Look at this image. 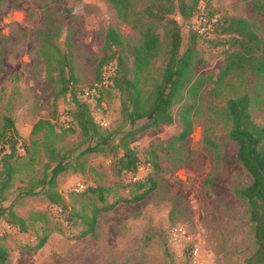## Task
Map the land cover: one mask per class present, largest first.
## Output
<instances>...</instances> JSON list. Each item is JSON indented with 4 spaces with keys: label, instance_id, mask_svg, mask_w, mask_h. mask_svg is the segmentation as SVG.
Segmentation results:
<instances>
[{
    "label": "rangeland",
    "instance_id": "374dc122",
    "mask_svg": "<svg viewBox=\"0 0 264 264\" xmlns=\"http://www.w3.org/2000/svg\"><path fill=\"white\" fill-rule=\"evenodd\" d=\"M194 1L134 0L135 11L144 10L139 19L143 25H134L108 0H0V128L4 116L10 115L19 139V158L12 161L16 172L12 186L0 192V207L12 209L26 225L20 229L9 223L7 213L0 216V249L8 252L6 262L0 264H196L197 259L204 264H244L254 252L252 221L246 202L236 193L251 177L238 160L237 143L229 136L226 102L247 93L253 119L263 125L264 74L234 70L216 83L227 57L225 45L231 42L239 49V44L234 45L235 34L193 39L188 24L181 27L182 52L194 46L195 73L212 74V80L197 97L172 107V122L142 129L147 116L133 123L123 113L124 97L116 82L88 101L101 130L111 135L104 151L84 152L86 144L72 118L76 105L69 81L88 88L105 65H119L120 59L124 67L120 76L139 77L149 104L167 62L170 26L154 21L145 11L152 9L181 22L190 15ZM209 2L223 22L245 19L264 39V0ZM149 24L161 35L162 50L150 68L139 73L131 48L139 44L141 31ZM110 28L123 40L111 49L106 46ZM78 99L85 101L82 96ZM39 119H48L58 132H67L60 138L45 126L33 132ZM185 128L189 132L181 137ZM133 129L137 132L128 135ZM124 145L140 159L141 176L148 171V159L158 164L149 176L147 186L152 185V190L139 201H124L139 191L128 184L130 173L122 168ZM53 146L72 162L58 174L54 189L64 197L67 210L73 211L70 220L52 208L48 186H38L40 192L35 195L21 192L33 180L50 174L45 163L57 155L49 151ZM4 149L0 143V151ZM81 183L109 187L107 201L121 200L99 214L95 233L84 234L87 226L80 214L83 209L90 213L93 204L100 203L84 194V188L76 190ZM44 237V244L38 246ZM196 246L200 254L194 257Z\"/></svg>",
    "mask_w": 264,
    "mask_h": 264
},
{
    "label": "trees",
    "instance_id": "16d2710c",
    "mask_svg": "<svg viewBox=\"0 0 264 264\" xmlns=\"http://www.w3.org/2000/svg\"><path fill=\"white\" fill-rule=\"evenodd\" d=\"M108 1L118 9L120 16L124 20L129 22L134 21V25H143L139 22V19L141 14H144V10L143 12L135 11L133 8L134 0ZM197 5L198 0H195L192 4L190 15L188 18L185 17L181 22L176 19H169L163 13L153 11L152 9L145 11L146 15L153 18L154 21L155 19L160 20L170 26L168 30L169 48L166 51L167 62L162 71L161 80L155 85L154 99L149 104L143 98L139 77L134 80L125 76L122 79L120 73L124 69L123 59H120L119 65L116 61L117 68L113 76V85L116 82L123 94L122 106L125 117L135 123L142 118L150 116L142 129L161 122H172V107L175 104H184L192 97H197L200 89L212 80V74L199 76L195 73L196 49L194 46L183 52L181 50V27L184 24L190 23L191 18L197 12ZM180 11L184 14L183 5L180 6ZM210 14L216 13L210 9ZM221 18L219 16V22L216 24L212 34H199L188 27L193 39L197 37L210 38L211 35L221 32L236 35L233 37V41L234 45L239 44V49L232 47L231 42L226 44L227 40L223 41L226 44L227 57L218 74L216 83L222 82L226 75H229L234 70L248 69L258 74H264V39L257 35L251 28L250 23L245 19H231L228 22L226 20L223 22ZM141 33V41L131 48L135 72L139 73L148 70L153 60L162 50V37L152 28V25L144 26ZM122 43L121 34L115 31V29L110 28L106 34V46L111 49L113 44L120 46ZM246 47H249V49ZM101 72L96 82L100 80ZM69 86L74 90L73 100L76 105V109L72 112V118L80 129L83 143L86 144L84 152L104 151L106 146L111 142V135L101 130L100 124L97 123L93 116L92 109L88 103L89 99L85 98V101L78 99V96L83 97L84 88L76 87L73 81H69ZM249 105L250 97L247 93L233 96L226 102V108L231 121L229 136L237 143L238 160L251 177L249 184L236 190L237 195L246 202L247 212L252 221L256 245L254 252L246 259L244 264H264V124L260 125L254 121ZM44 126L56 138L62 137L67 132V130L58 132L55 124L48 119H39L33 127V132H37ZM72 131L74 132L75 129ZM136 132L137 130H130L128 135L132 136ZM188 132L189 129L185 128L181 133V137L186 136ZM54 140L55 138L51 142ZM18 142V130L14 119L10 115H6L4 116V123L0 128V143L5 147L3 151H0V192L2 193L12 186V179L16 172L12 161L19 158L16 155ZM124 146L126 147L125 153L121 157V161L123 162L122 168L130 173L128 184L135 185L136 190H139L133 197L124 199V201H139L145 198L152 190V185L150 187L147 186L151 183L149 176L155 169H158V164L156 161L153 163L151 159H148L146 162L148 171L145 175L141 176L139 174L140 159L137 158L136 152L132 148L127 145ZM49 151L53 154L57 152V155L49 156L48 161L45 163V168H50L51 170L50 174L45 173L43 177L33 180L34 182L21 190V192L26 195H35L40 192L37 189L38 186L42 188L48 186L49 189L46 195L51 201L50 204L58 206L61 209L60 216L65 218V220H70L74 217L73 211L67 210V206L63 203L64 197L54 189L58 174L69 169L72 166V162L66 154L58 151L55 146L51 147ZM53 162L54 165H52ZM84 190V194L100 203V205L94 203L90 213L85 212L83 209L80 214L82 222L87 226L84 234L89 232L95 233L99 214L113 208L121 200L118 199L112 203L107 201L105 192L110 190L109 187L85 186ZM51 191H53V194ZM6 213L9 215V223L11 222L23 230L26 228L25 220L22 217H16L12 209L0 207V216ZM44 241L45 237L38 246H42ZM7 257L8 252L5 249H0V263H5Z\"/></svg>",
    "mask_w": 264,
    "mask_h": 264
},
{
    "label": "built area",
    "instance_id": "2783aa9c",
    "mask_svg": "<svg viewBox=\"0 0 264 264\" xmlns=\"http://www.w3.org/2000/svg\"><path fill=\"white\" fill-rule=\"evenodd\" d=\"M219 22V15L210 14V5L208 0H198L197 12L191 18L188 27L193 31H196L199 34H212L215 30L216 24ZM117 65L115 62H110L104 66L101 72V78L99 81L95 82L88 88H84L83 97L88 99H94L100 95V92L104 87L113 85V76L115 75ZM85 187V184L81 183L78 185L76 190H82ZM52 208L60 214L61 209L53 205ZM194 257H197L199 252V247H195L192 251ZM196 264H204L199 259L196 260Z\"/></svg>",
    "mask_w": 264,
    "mask_h": 264
}]
</instances>
